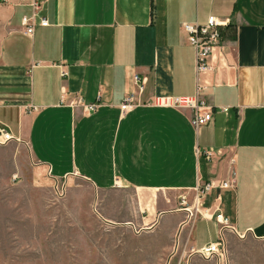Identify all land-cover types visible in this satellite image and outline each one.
<instances>
[{"label":"crops","instance_id":"0c3cea01","mask_svg":"<svg viewBox=\"0 0 264 264\" xmlns=\"http://www.w3.org/2000/svg\"><path fill=\"white\" fill-rule=\"evenodd\" d=\"M34 15L28 36L22 19ZM209 16L228 24L199 74L181 26ZM135 75L142 100L193 96L203 82L213 120L195 129L189 110L144 105L122 114ZM0 127L13 136L0 144V185L21 177L86 191L106 229L180 233L191 254L216 243L220 226L189 221L182 197L192 204L198 184L234 175L235 188L204 204L264 240V0H0Z\"/></svg>","mask_w":264,"mask_h":264},{"label":"rangeland","instance_id":"374dc122","mask_svg":"<svg viewBox=\"0 0 264 264\" xmlns=\"http://www.w3.org/2000/svg\"><path fill=\"white\" fill-rule=\"evenodd\" d=\"M67 188L0 185V264H264V240L229 231L220 255L204 258L184 251L180 233L108 230L89 193Z\"/></svg>","mask_w":264,"mask_h":264},{"label":"built area","instance_id":"2783aa9c","mask_svg":"<svg viewBox=\"0 0 264 264\" xmlns=\"http://www.w3.org/2000/svg\"><path fill=\"white\" fill-rule=\"evenodd\" d=\"M7 2V0H3ZM34 9H37L36 1L32 3ZM35 15L32 17H23L22 26L24 32L28 36H33L35 31ZM228 24L227 19H219L215 16H209L204 24L199 22L184 23L181 28L183 33L187 35L189 44L195 50L196 71L204 73L210 70V57L216 49L221 47L224 40V31ZM41 26H47L48 22L42 20ZM134 85L136 91L126 95L121 106L122 114L128 113L134 107L148 106L158 108H172L178 110H189L192 112L191 124L195 129H200L208 125L213 120V108L205 99L204 93L206 85L203 82L197 84L196 92L193 96H155L146 100H142V96L146 89V81L140 75L134 76ZM67 98L63 95L61 104L66 105ZM70 106L82 105L83 100L78 97L75 101L68 103ZM67 104V105H68ZM87 113L96 111L98 105L88 104L83 105ZM13 140V136L6 129L0 127V144L7 143ZM206 157L210 160L213 157L212 152L206 153ZM236 179L233 175L230 180L225 181H210L205 184H198L194 188V197L192 204H189L186 197H182L181 207L187 213L189 221H196L199 218L206 220H215L220 226L221 238L216 243H210L201 249L195 251L204 258L218 257L222 249V235L229 231L237 234L235 228L231 225L229 219L223 215L221 210L215 209L213 205L205 206L203 199L215 190H224L235 188ZM238 235V234H237ZM240 236V235H239Z\"/></svg>","mask_w":264,"mask_h":264}]
</instances>
